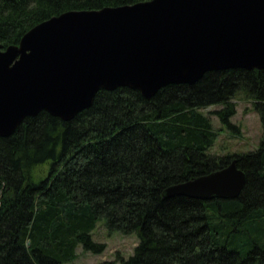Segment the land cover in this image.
Segmentation results:
<instances>
[{
    "label": "trees",
    "instance_id": "trees-1",
    "mask_svg": "<svg viewBox=\"0 0 264 264\" xmlns=\"http://www.w3.org/2000/svg\"><path fill=\"white\" fill-rule=\"evenodd\" d=\"M146 0H0V43L66 10ZM254 102L264 126V69L208 70L195 83L146 97L129 86L98 91L71 120L41 110L0 135V264H66L92 232L137 233L121 264H264V138L256 150L210 154L217 130L203 108L239 128L233 98ZM237 158L246 183L235 198L165 197L167 187ZM48 164L46 175L38 174ZM30 241V243H29Z\"/></svg>",
    "mask_w": 264,
    "mask_h": 264
},
{
    "label": "water",
    "instance_id": "water-1",
    "mask_svg": "<svg viewBox=\"0 0 264 264\" xmlns=\"http://www.w3.org/2000/svg\"><path fill=\"white\" fill-rule=\"evenodd\" d=\"M264 69V0H146L66 10L0 43V135L41 110L71 120L98 91L129 86L151 97L208 70ZM237 158L167 187L165 197L235 198ZM30 243V241H29Z\"/></svg>",
    "mask_w": 264,
    "mask_h": 264
},
{
    "label": "rangeland",
    "instance_id": "rangeland-1",
    "mask_svg": "<svg viewBox=\"0 0 264 264\" xmlns=\"http://www.w3.org/2000/svg\"><path fill=\"white\" fill-rule=\"evenodd\" d=\"M233 100L236 105V113L230 120L239 127L236 130L230 129L227 124L221 122L215 113V110L224 107L223 103L202 109V112L211 118L217 130L218 137L209 149L210 154L228 155L256 150L263 141L264 126L260 112L255 110L254 102L248 99L245 94H238ZM48 170V164H41L38 166L37 172L44 176ZM92 235L95 241L104 243L106 248L100 253H95L85 250L80 244L75 260L68 261L66 264H121L117 254L129 257L134 253L139 242V237L135 232L134 234H124L114 231L109 234L103 219L98 221V226L93 230Z\"/></svg>",
    "mask_w": 264,
    "mask_h": 264
},
{
    "label": "crops",
    "instance_id": "crops-1",
    "mask_svg": "<svg viewBox=\"0 0 264 264\" xmlns=\"http://www.w3.org/2000/svg\"><path fill=\"white\" fill-rule=\"evenodd\" d=\"M243 152V151H242Z\"/></svg>",
    "mask_w": 264,
    "mask_h": 264
}]
</instances>
